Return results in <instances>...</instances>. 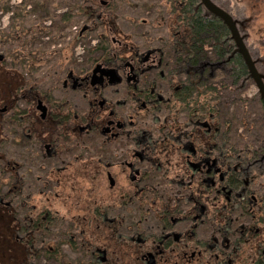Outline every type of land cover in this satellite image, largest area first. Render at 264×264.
I'll return each instance as SVG.
<instances>
[{
    "label": "flooded vegetation",
    "instance_id": "flooded-vegetation-1",
    "mask_svg": "<svg viewBox=\"0 0 264 264\" xmlns=\"http://www.w3.org/2000/svg\"><path fill=\"white\" fill-rule=\"evenodd\" d=\"M211 1L264 75L242 30L255 12L264 42V0H236L239 15L235 0ZM10 2L0 0V206L80 221L72 264H264V139L230 143L224 75L212 109L226 56L197 37L198 10L216 16L205 3Z\"/></svg>",
    "mask_w": 264,
    "mask_h": 264
},
{
    "label": "trees",
    "instance_id": "trees-1",
    "mask_svg": "<svg viewBox=\"0 0 264 264\" xmlns=\"http://www.w3.org/2000/svg\"><path fill=\"white\" fill-rule=\"evenodd\" d=\"M252 1V0H249ZM199 0H196V3ZM254 2V0L252 1ZM238 2L231 1L227 8L234 11L237 15ZM200 9V8H199ZM253 11L248 12L244 18V26L242 28L244 34H248L251 41H248V46L255 54V50L260 47V57L264 58V42H257L253 39V35L257 34V25L252 21L254 16ZM245 17L248 20L245 21ZM197 37H202L199 42L211 41L219 48V54H223L229 59L231 64L230 77L234 79V83H238L241 79L247 78L248 68L240 55L235 51V44L231 38V32L228 27L216 16L205 18L201 15V10L195 18ZM207 35V37H205ZM260 44V45H259ZM223 48V52L220 50ZM222 82L217 84L212 80L213 84V99L212 109L217 111L219 104V91L217 86H221ZM205 83L198 85L204 86ZM219 118L222 115H218ZM234 122V123H233ZM223 126H227V134L230 143L238 145L241 139L238 136V129L241 126H246L248 123L244 117H241L237 112H227L225 120L222 119ZM249 129V126H248ZM246 133H248L246 131ZM153 176H157L153 174ZM85 183V188L88 187ZM101 191L108 197H111L112 192L109 190L101 189ZM129 197V195H127ZM138 199L141 196L137 197ZM139 205V203H138ZM52 206L42 205L34 212L32 207L26 203L12 204L10 206H0V264H72L77 261L78 253L70 252V248L76 249L80 245L79 239H69L68 232H77L76 228L80 225V221L72 219L68 216V221H60L55 216H50L51 211L49 208ZM90 212H92L93 204H88ZM138 207V206H136ZM137 213V212H136ZM20 233V237L15 234ZM79 238V237H78ZM87 239L92 240V236ZM69 243V247L63 248V244ZM69 250V251H68ZM88 253L85 251V261L87 260Z\"/></svg>",
    "mask_w": 264,
    "mask_h": 264
},
{
    "label": "rangeland",
    "instance_id": "rangeland-1",
    "mask_svg": "<svg viewBox=\"0 0 264 264\" xmlns=\"http://www.w3.org/2000/svg\"><path fill=\"white\" fill-rule=\"evenodd\" d=\"M10 4L13 5L15 2L11 0ZM262 15H264V12ZM261 24L264 25V20L261 21ZM80 51H82V48H80ZM226 59L225 57L224 64H222L221 68L217 69L219 76L214 80L219 84L221 81L219 77L224 75L223 77L227 80L224 83L227 89L224 90L223 95L225 105L228 106V112H237L241 117H244L248 123L246 126H241L238 129V136L240 133L245 134L247 131V134L251 133V135L258 137L259 140L264 139V106L259 99L258 89L250 78H243L240 82L233 83L230 77V70L232 67L228 62L229 60ZM216 61L215 56L212 55L211 62L216 63ZM248 119L250 121H248ZM248 126L250 131H248ZM239 138H241V136Z\"/></svg>",
    "mask_w": 264,
    "mask_h": 264
},
{
    "label": "water",
    "instance_id": "water-1",
    "mask_svg": "<svg viewBox=\"0 0 264 264\" xmlns=\"http://www.w3.org/2000/svg\"><path fill=\"white\" fill-rule=\"evenodd\" d=\"M207 8L218 16L222 21L226 24L231 32V37L235 42L236 52L240 53L242 58L244 59L248 71L249 77L252 79L253 83L258 89V93L260 98L264 103V75L258 70L256 66V62L254 61L247 45L244 42V38L241 35L239 28L237 26V21L233 18V16L227 12L226 10L220 8L216 4H214L211 0H202ZM110 74L113 80H117V76L114 71H110Z\"/></svg>",
    "mask_w": 264,
    "mask_h": 264
}]
</instances>
